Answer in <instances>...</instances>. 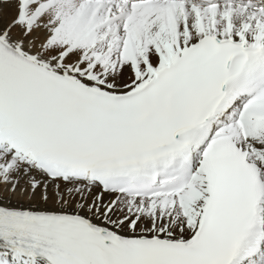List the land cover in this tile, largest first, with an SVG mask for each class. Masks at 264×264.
I'll return each mask as SVG.
<instances>
[{
  "label": "snow or ice",
  "instance_id": "6c2138e0",
  "mask_svg": "<svg viewBox=\"0 0 264 264\" xmlns=\"http://www.w3.org/2000/svg\"><path fill=\"white\" fill-rule=\"evenodd\" d=\"M0 264H264V0H0Z\"/></svg>",
  "mask_w": 264,
  "mask_h": 264
}]
</instances>
